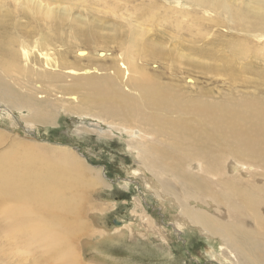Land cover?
Masks as SVG:
<instances>
[{
	"label": "bare ground",
	"instance_id": "6f19581e",
	"mask_svg": "<svg viewBox=\"0 0 264 264\" xmlns=\"http://www.w3.org/2000/svg\"><path fill=\"white\" fill-rule=\"evenodd\" d=\"M226 5L211 3L213 9L230 7L227 2ZM68 12L65 7L59 9L58 5L53 7L39 0L0 1V101L12 109L27 110L30 115L25 120L31 124L51 123L62 108L67 114L104 119L101 121L108 129H113L116 122L113 119L123 121L131 131L128 135L138 133L128 142L129 151L136 155L141 166V171L133 170L132 174L144 180L147 189L153 188L159 199L179 209L177 223L195 227L208 238H221L234 254V264H264V173L252 172L249 179H239L240 183L233 181L239 175H229V171L233 173L231 167L241 168L243 173L240 163L245 168L253 165L264 171V98L260 97L264 90L260 94L253 91L251 96H238L240 100L236 102L212 94L213 88L206 91L196 86L191 94L169 93L168 88L164 90L159 73L172 68L183 72L187 66L205 69V62H218L217 53L212 52L210 44V50L190 47L184 57H178L176 65L163 63L162 50L168 48L160 47V43L172 39L168 35L162 40L157 35L152 37L139 27L131 30L135 33L129 42L136 47L133 51L124 48L119 30L106 37L91 35L109 41L122 52L108 65L98 63L106 61L100 48L95 50L100 58L90 56L82 48L74 53L64 40L61 46L65 49L57 51L53 47L64 39L59 30L70 21ZM233 15L241 22L248 16L252 30L260 31L254 37L264 36V0L237 7ZM41 17L47 21L46 29L51 25L47 32L41 27ZM75 31L76 28L73 34L76 39L83 38L79 30ZM149 37L151 43L143 44L140 40ZM49 45L53 46V52H49ZM42 50L45 52L41 53ZM33 51L40 56H33ZM247 52L244 44L239 46V56L246 58ZM191 55L189 64L186 60ZM22 59L26 64H22ZM137 59H141L143 66H137ZM147 65L156 67L155 77L145 71ZM208 70L228 75L231 82H236L235 78L247 68L229 60ZM246 80L238 79L248 83ZM253 80L252 83L259 81ZM188 82L194 85L192 80ZM55 89L61 95L71 94L69 99L74 107L65 109L60 100L50 99ZM80 91L88 96L77 99L74 93ZM37 93L45 96L36 99ZM95 109L102 114L91 113ZM17 148L13 145L0 152V235L25 254L34 248L41 250L40 260L37 259L41 264H84L74 242L86 227L83 217L88 192L92 187L104 185L99 173L69 150ZM192 203L212 208L214 213L197 210ZM145 213L136 215L140 224L153 226ZM124 229L118 223L111 234L117 233L121 239L126 235ZM213 251L209 249L212 257L228 263L227 257Z\"/></svg>",
	"mask_w": 264,
	"mask_h": 264
},
{
	"label": "rangeland",
	"instance_id": "374dc122",
	"mask_svg": "<svg viewBox=\"0 0 264 264\" xmlns=\"http://www.w3.org/2000/svg\"><path fill=\"white\" fill-rule=\"evenodd\" d=\"M39 1L53 7L58 5L59 9L65 7L70 11L66 14L70 21L68 20L59 30L64 39L56 42L54 47L49 45V52H53L52 47L57 51H63L65 46H61L63 45L61 42L65 40L63 43L66 44L67 41V45L72 46L74 53L82 48L89 51L90 56L100 58L95 51L96 48H100L99 51L105 53L106 61L98 63L103 65L107 62L108 65V61L113 58L118 59L122 52L116 46H112L109 41L94 39V36L106 37L112 35L114 30H119L118 32L124 37V48L133 51L136 50V47L129 42L135 37V33L131 30L134 27H139L146 29L152 37L157 35L162 40L164 35H168L172 39L168 43L163 40L160 43V47L168 48V51L162 50L163 63L176 65L178 57L181 55L184 57L190 47L199 46L204 49L207 47L210 50V45H213L211 46L212 52L217 53V63L209 62L208 59L203 58L208 61L204 63L205 69L196 70L187 66L183 72L172 68L170 71L159 73L158 75L163 80L164 90L168 88L169 93L190 92L191 94L195 91L196 86L206 91L213 88L212 94H220V98L224 101L236 102L240 100L238 96H251L250 93L253 91H259L258 94H260L264 90V78L261 79L264 74V36L257 39L254 37L260 34V31L252 30L253 26L248 16L243 18V22L232 17L237 7H246L249 3L257 2V0ZM215 2L226 7L227 2L230 7L226 9L215 7L216 9H213L211 3ZM155 3L156 6H154ZM60 12L63 11L60 10ZM46 22L41 17V27L44 32L51 29L50 23L48 24L49 29L45 28L47 27ZM75 28V32L79 30L83 36L80 40L73 36ZM150 39L151 37L140 40L143 44H147V41L148 43L152 42ZM242 44L248 50L246 58L238 55V48ZM44 52L41 51V53ZM32 53L36 57L39 55L37 51ZM187 58L186 61L191 64L192 55ZM95 59L97 58L95 57ZM41 60L44 62L42 58ZM229 60L236 66L242 65L247 68L246 72L235 78L236 82H231L228 75L221 73L220 76L215 71L208 70L212 67L215 68L218 64L223 65ZM22 64H26L24 59H22ZM136 64L139 67L143 66L141 59H137ZM145 71L150 72L154 77L158 73L155 66L149 65ZM240 78L247 79L248 83L238 81ZM252 79L259 81L257 80L258 82L255 81L253 84ZM188 80H192L194 85ZM57 91L59 92L58 89H55L49 98L60 100L59 104L65 109L74 107L69 99L71 94L64 95L63 93L61 95ZM75 93V97L79 100L88 96L84 91ZM129 94L136 95V92ZM44 96L45 94L37 93L34 98L39 99ZM260 97L264 98V94ZM208 100L210 99L208 98ZM62 112L63 108L51 123L32 122L33 124H31L30 121L25 120L30 115L27 110L12 109L0 101V152L11 149L13 145H17L18 150L23 146L46 148L50 152L69 150L85 166L99 173L100 180L105 186L92 187V190L88 192L90 194L87 193L88 202L84 206L86 217H83V221L86 220V227L74 242V246L79 250L78 253L80 252V261L84 264H234V254L230 252V248L224 245L221 238H208L204 232L195 227H190L188 224L179 225L177 223L179 209L169 204V201L159 199L153 192L155 191L153 188L147 189L145 181L132 174L133 170L141 171L136 155L128 149V142L137 137V131H133L136 136L128 135L130 129L118 119H113L116 121L113 123L114 127L108 129L107 124L101 121L104 119L99 120L93 119L91 116H76ZM91 113L102 114L97 109ZM102 118L107 119L104 116ZM107 121L111 123L110 119ZM127 124L131 123L127 122ZM235 164L237 166L238 163ZM240 164L238 165L243 166L244 174L241 173V168L233 170L231 167L234 174L229 171L231 173L229 175H239L233 178L235 183H240L239 179H249L248 176L252 172L264 173L261 168H254L250 164L251 168H245V164ZM251 169L253 170L251 171ZM192 206L197 210L203 209L205 212L214 213L212 208L197 207L195 203H192ZM145 211L146 218L153 221V226L147 227L143 223L140 224L136 217L139 214L142 216ZM114 220L120 223L121 227H125L126 235L121 239H118L117 233L111 234V231L118 226V224H113ZM254 227L257 228L258 225H254ZM140 232L142 234H139ZM112 235L115 236L114 240ZM7 240L0 235V264H41L39 263L41 250L34 248L32 252L25 254V252H21L23 251L21 249L18 251L16 245L8 244ZM209 249H213L215 254L222 253L228 258V263L212 257Z\"/></svg>",
	"mask_w": 264,
	"mask_h": 264
},
{
	"label": "water",
	"instance_id": "95a60500",
	"mask_svg": "<svg viewBox=\"0 0 264 264\" xmlns=\"http://www.w3.org/2000/svg\"><path fill=\"white\" fill-rule=\"evenodd\" d=\"M113 224H115V225H116V224H118V222H117L116 220H114Z\"/></svg>",
	"mask_w": 264,
	"mask_h": 264
}]
</instances>
